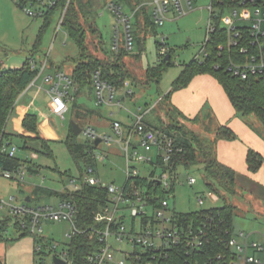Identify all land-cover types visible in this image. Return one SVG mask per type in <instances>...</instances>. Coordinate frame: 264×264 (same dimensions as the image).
Masks as SVG:
<instances>
[{
	"label": "rangeland",
	"instance_id": "rangeland-1",
	"mask_svg": "<svg viewBox=\"0 0 264 264\" xmlns=\"http://www.w3.org/2000/svg\"><path fill=\"white\" fill-rule=\"evenodd\" d=\"M118 1L91 0V14L86 15L84 18L82 17L83 15L80 17V22L85 31L87 51L94 57L106 59L99 32L106 48L109 50L112 49L116 29L121 32L122 41L124 39L123 26L118 22L117 15L109 9L111 2ZM151 1L141 0L137 6L133 2L129 8L120 3V1L118 3L123 7L124 12L132 17V20L138 18L137 20L143 28L140 8L145 3L147 8L150 9L149 3ZM210 4L211 0H198L195 3V10L180 18H177L172 13L168 14L166 24L153 29L152 34L146 38L143 52L136 33V26L133 25L132 31L135 41L130 54L139 55L142 53V56H128L120 59L119 62L124 66L126 72L129 73L131 80L133 79L142 86L126 81L125 86L117 91L116 100L110 105H104L99 108H97L95 103V92L87 91V94L77 102L86 108L98 110L97 112L100 113V116L93 117L91 122L88 118H84L86 120L84 122L81 119H77L73 111L74 103L71 104L70 112L66 113L64 118L51 117V124L59 136L58 141L50 143L53 152L52 159L38 155L37 158H34L33 156L36 154L22 149L21 145H17V157L19 159H28L42 168L39 169V174L37 175L25 172L26 178L24 182L10 180L0 175V221H7V227L5 225L3 227L6 230L0 233L1 262L6 264H54V257L63 253L70 243L69 235L73 230L70 221H42L43 234L32 235L20 230L19 226H17V222L20 220L19 216L13 210L21 209L24 205L30 208L51 206L57 209L59 207L61 202L59 197L42 199L32 197V191L36 187H43L57 192L64 190L74 191L75 189L71 184V181L74 180L76 185L82 187L80 167L85 169V163L81 162L80 165H77L65 143L69 137L72 123L78 124L80 122L83 130H85L87 124L93 125L99 134L112 133L109 127V122L111 121L131 126L135 125V115L145 112L149 107L156 106L160 96L171 93L173 84L180 77L185 66L189 65L200 55L203 43L206 41ZM30 8L32 9V7ZM34 8L36 9V7ZM58 22L59 16L55 18L53 24L45 32L42 45L37 51L35 50V43L44 24L42 18L28 16L14 0H0V70L5 71L9 68L14 70L21 69L31 57H34L38 64L44 62L48 57L53 66L65 65L64 70L69 74L74 64L80 60L81 53L78 45L72 40L68 32L62 27L58 30ZM94 30L95 32H93ZM163 39L165 40L166 55L172 54L175 66L164 71L159 84L153 82L150 87L143 88L148 83L145 70L148 67L162 64L161 46ZM49 72L47 70L42 76H47ZM45 91L44 89L39 97V101L42 103L47 97ZM220 92H222L226 97L225 100L229 103V98L217 78L212 74H201L195 76L188 86L174 92L171 95V102L175 107H179L180 110H178L187 119H195L214 111L213 104L218 109L223 108V103L219 97ZM118 102H121L120 106ZM173 117H175V121L167 116L166 110L162 111L158 107L155 112L146 116V121L162 127L175 123L184 126L191 133L197 135L199 140H211L207 133L210 129L209 125L202 126L200 123L195 125L188 121H182L176 115H173ZM235 121L245 125V121L242 118H236ZM205 127L208 129H205ZM262 131L264 132V128H262ZM77 140L79 143H85L88 138L84 133H81ZM261 142L264 144V140H261ZM100 150L95 154H103L102 152H104L105 155H108V159L99 162L97 172L91 176L103 184H125L127 163L121 155L122 150L116 145H107L105 143L100 146ZM139 152L141 155H145L143 149H140ZM65 172L69 176L63 177ZM150 172L151 169L147 167L143 169L141 174L148 175ZM251 173L254 175L257 172ZM177 177L174 191L168 200L171 207L178 213H191L224 205L222 200L214 203L206 199L210 189L205 183V174L202 166H192L190 169L180 167L177 171ZM189 177L196 179L194 186L189 185ZM240 184L243 185V182L240 181ZM238 190L237 184L235 191L239 194ZM248 193L250 192L248 191ZM28 198L31 199L30 202H27ZM198 198H204L205 204L203 206L199 205ZM227 198L232 203L244 206L239 207L233 220L234 233L239 235L240 232H245L250 235L251 242H263L264 219L253 220V214L245 210L248 203L244 200V196L233 197L227 195ZM132 223V219L128 218L126 224L129 229ZM139 228L140 221L138 220L137 229ZM109 243L115 250L124 253H133L135 250L132 245L117 242L113 238H111ZM38 247H42V253L40 254L36 252ZM54 247L55 250H53ZM120 262L127 263L126 257L122 253L116 252L114 254V263Z\"/></svg>",
	"mask_w": 264,
	"mask_h": 264
},
{
	"label": "trees",
	"instance_id": "trees-1",
	"mask_svg": "<svg viewBox=\"0 0 264 264\" xmlns=\"http://www.w3.org/2000/svg\"><path fill=\"white\" fill-rule=\"evenodd\" d=\"M119 1L129 8L133 2L137 6L141 0ZM67 2L68 0H59L55 8L46 12L42 18L44 24L37 37L35 50H39L45 32L53 24L55 18L60 16ZM118 2L115 3L120 5ZM23 3H34V1L23 0ZM260 3L264 5V0H260ZM17 5L21 8L19 4ZM90 8L91 0H71L62 24V28L68 32L72 40L78 45L81 53L80 60L76 62L73 67L71 80L76 90L71 102L74 103L73 111L77 119H81L83 122L86 121L84 118H92L100 115V113L97 112L98 110L86 108L84 105H79L77 102L81 97L87 94V91L91 93L95 91L93 74L96 71H101L102 80L114 87L116 91L122 89L126 81L142 86L133 79L131 80L129 73L126 72L124 66L119 62L120 59L128 56H142V53L139 55H131L123 44L118 52H114L112 49L109 50L103 42L99 29L100 41L103 44V51L106 54V59L94 57L92 54L88 53L85 44V31L80 22V17L81 15H83V18L86 17V15H90ZM140 18H142L143 28L140 22H138V18L134 19L133 25L136 26V33L140 40L141 51L143 52V45L146 38L152 34L153 29L156 27L151 20L149 8L144 5L140 8ZM93 32H95V30ZM227 40V34L221 29L212 35L207 45L208 57L203 61H198L195 58L189 65H186L180 77L173 84L172 92L160 96L161 100L152 109V112H155L158 107H160V110H166L167 116L171 120L175 121L173 115H176V117L182 121H188L195 125L199 124L200 117L187 119L171 104V95L188 86L195 76L212 74L223 87L236 114L244 119L254 118L258 120L264 128V77H250L247 80H242L239 77L233 76L227 70L228 64L233 60L237 62L244 61L245 58L238 56L234 50L225 49L223 52L219 51L218 47L221 44H226ZM166 56L167 55L162 56L161 65L148 67L145 70L148 83L145 84L143 88L150 87V84L153 82L159 84L164 71L175 66L172 60V54L171 60L168 62L165 61ZM33 61H35L34 57L29 58L21 69L8 71L0 70V175L2 176L5 172H18L21 170H27L29 173L35 175L38 174L39 169L42 168L28 159L22 160L17 156L11 158L2 153V147L6 143L14 144L15 140H19L22 149L28 150L38 156L53 158L50 143L54 141L44 139L40 135L38 130V117L36 115L28 114L23 121L24 130L32 134L33 137L7 133L10 118L20 98L39 77L40 70L32 68ZM46 61L48 64L50 63L48 57ZM50 64V67H53V64ZM63 66H59L58 68L53 67V69L62 70ZM81 111L85 112L82 113ZM145 122L148 126L171 136L178 147H183L184 153L176 157L173 165H171L170 170L172 174L177 175V171L180 167L190 169L192 166H202L206 185L209 187L210 191L216 193L224 202V205L221 207L201 209L191 213H178L179 223L183 226L194 225L195 228H204L206 243L199 254H193L191 257L187 256V252L184 248L175 249L168 255L167 259L162 261V264H232L233 261H235V257L232 252L227 249L226 243L235 235L233 220L237 215L238 207L230 202L227 195L233 197L238 195V192L235 191L238 175L233 169L218 161L215 151L217 139L215 141L199 140L197 135L191 133V131L184 126L175 123H170L167 127H162L146 120ZM78 124L80 125V122H78ZM218 132V139L235 138L232 131L228 129L220 128ZM77 137L78 136L73 133L71 126L69 137L65 143L71 157L77 165H80L81 162L85 163V169L80 167L82 173V187L78 190H64L62 192L36 187L32 191V197L35 199L59 197L61 201H70L76 205V226L78 231L70 239L66 251L68 253V259L72 264H86L88 255L98 250L101 246L99 237L94 232L98 227L95 222V216L101 208L107 204L108 194L107 190L102 187H93L85 183L84 176L87 168H96L98 165L91 157V153L98 150L99 147L96 146L95 142L91 141L79 143ZM263 164L264 158L259 153L249 151L247 155V165L250 172H257ZM66 176H69V174L67 172L63 173V177ZM135 182L139 186L147 187L151 193L155 194V196L158 197L156 201H161L167 195V192L158 182L150 181L147 177L138 178ZM175 184L176 183L173 182L172 189L169 193H173ZM4 225L7 227V221H0V233L6 230L3 228ZM17 226H19L18 222ZM36 252L40 254L38 251ZM145 262L144 258L142 264ZM0 264L6 263L0 261Z\"/></svg>",
	"mask_w": 264,
	"mask_h": 264
},
{
	"label": "built area",
	"instance_id": "built-area-1",
	"mask_svg": "<svg viewBox=\"0 0 264 264\" xmlns=\"http://www.w3.org/2000/svg\"><path fill=\"white\" fill-rule=\"evenodd\" d=\"M14 1L32 18H43L47 11L55 8L59 3V0H33L34 3L28 4H24L23 0ZM197 1L152 0L149 3L151 20L156 28L162 27L167 22L168 14L172 13L177 18L184 17L195 10ZM70 2L71 0H68L65 9L59 16L58 30L62 27ZM144 6L147 7V4ZM109 9L117 15L118 22L123 26L124 35L122 41L121 32L116 29L112 51L118 52L123 44L131 52L135 41L132 17L115 2L110 3ZM209 11L206 41L196 59L203 61L208 57L209 40L221 29L227 34L228 40L226 44H221L218 47L219 51L234 50L238 56L245 58L240 62L230 61L227 70L242 80H247L250 77H264V5L260 3V0H211ZM164 41L163 39L161 46L162 56L167 53ZM32 68L40 70V77L48 68V63L45 61L39 65L33 61ZM46 82L52 85L50 90L52 113L64 118V113L68 110V102L73 100L69 91L70 88H73V82L63 73L47 77ZM63 83H65L64 86ZM93 85L98 107L110 105L116 100L117 91L102 80L101 71H96L93 74ZM118 105L120 106L121 102H118ZM149 113L150 111H145L135 115L136 123L133 126H124L120 122H113L112 134H99L93 126H87L83 130L88 141L96 142L98 139L102 141L98 146L99 149L91 153V157L97 164L108 159V155H105L104 152L95 154L97 151H101L100 146L104 143L118 146L127 163L126 182L123 185L103 184L92 177L91 175L97 172V167H89L86 170L85 183L93 187H102L107 190L108 194L107 204L95 216L98 227L94 232L99 237L101 246L88 255L86 264H142L144 258L146 261L144 264H162V261L167 259L175 249L184 248L187 256L191 257L193 254H199L205 246L204 228L180 224L178 212L171 207L168 200L171 196L169 192L173 182L176 183L178 178L177 175L172 174L170 168L174 159L184 153V149L178 147L171 136L146 124L145 119ZM140 149L145 151V155L140 154ZM17 152L18 147L14 144L6 143L2 147V153L11 158L16 157ZM33 157L37 158V155ZM147 167L151 169V172L148 175H142L141 172ZM25 172V170L5 172L3 176L10 180L24 182ZM143 177L158 182L167 192L165 198L156 201L158 197L151 193L147 187L137 185L136 179ZM188 183L190 186H194L196 179L189 177ZM71 184L75 190L80 189L75 180L71 181ZM206 199L212 202L221 200L212 191L207 193ZM198 203L203 206L204 198H198ZM13 212L19 216L20 229L25 233L43 234L41 224L46 220L70 221L73 226L72 233L69 235L70 239L78 231L76 205L70 201H61L57 209L51 206L30 208L24 205L21 209H14ZM128 218L133 221L130 229L126 224ZM138 220L140 221L139 229H137ZM111 238L117 242L132 245L135 249L134 252L124 253L115 250L109 243ZM226 246L235 257L232 264H264V244L251 242L249 237L243 233L235 234L227 241ZM37 251L42 253V247H38ZM116 252L125 255L127 263H114ZM259 255H263V259ZM56 257L67 264H72L68 259L66 249Z\"/></svg>",
	"mask_w": 264,
	"mask_h": 264
},
{
	"label": "crops",
	"instance_id": "crops-1",
	"mask_svg": "<svg viewBox=\"0 0 264 264\" xmlns=\"http://www.w3.org/2000/svg\"><path fill=\"white\" fill-rule=\"evenodd\" d=\"M145 4V3H144ZM134 21V20H133ZM35 60V59H34ZM36 61V60H35ZM46 60H44L45 62ZM44 62H40L41 65ZM50 63H52L50 61ZM48 64V70L50 71L47 76H40L34 84H32L27 91L22 95L20 98L8 124L7 133L9 134H22L25 136H31L32 134L27 133L23 128V121L28 114H33L38 117V130L40 135L47 140L50 141H58L59 136L57 131L52 126V118L55 117L52 113V99L50 95V90L52 88L51 83L46 82V78L49 76H56L58 74H65L68 78L72 77L73 68L71 72L68 74L65 72V65L63 66L62 70L53 69V67L58 68L59 66L50 67L51 64ZM74 67V66H73ZM14 70L12 68L6 69ZM130 83V82H128ZM65 83H63V86ZM222 87V86H221ZM223 88V87H222ZM46 90V98L43 100V103L39 101V97L41 92ZM76 88H70L69 91L71 93V97L73 99L74 92ZM224 91V89H223ZM95 92V91H94ZM225 92V91H224ZM96 94V93H95ZM226 94V93H225ZM227 95V94H226ZM219 97L223 103V108L218 109L215 104H213L214 111H211L207 115H201L200 117V124L205 126L206 124L210 126L208 130V137L211 139L209 141H215L216 139V156L218 161L233 169L237 173V184L239 188V194L237 196H244V200L248 203L245 210L247 212H251L252 218L254 221H259L264 219V164L262 167L255 173L254 175L248 170V166L246 164V158L249 151H255L259 153L264 158V144H262L261 140H264V132L262 131V124L254 119H244L245 125L241 123H237L236 118H241L236 114L234 107L232 106L230 100L229 103L225 100L226 97L220 92ZM228 97V96H227ZM171 101V100H170ZM96 103V102H95ZM72 102H68V110L64 113V117L66 113L70 112ZM172 104V102H171ZM231 104V105H230ZM173 105V104H172ZM97 106V105H96ZM155 106V105H154ZM153 106V107H154ZM149 107L145 111H150L149 114H152V108ZM177 107V106H176ZM97 108H99L97 106ZM179 109V107H177ZM197 109V108H196ZM180 110V109H179ZM84 113L85 111H81ZM184 113V111H182ZM191 113V112H190ZM148 114V115H149ZM100 116V115H98ZM59 117V116H56ZM97 117V116H94ZM61 118V117H60ZM91 122L92 118H88ZM192 119V118H191ZM146 120V119H145ZM116 121L109 122V127L112 131V124ZM123 124V123H122ZM124 126H131L123 124ZM87 126H93L87 124ZM94 127V126H93ZM220 128L228 129L232 131L235 138L234 139H218V131ZM96 129V128H95ZM205 129H208L205 127ZM259 132V134H258ZM108 134V133H106ZM110 134V133H109ZM112 134V133H111ZM258 141H257V140ZM21 142L19 140L14 141V145H20ZM26 172H28L26 170ZM31 174V173H30ZM39 174V173H38ZM37 175V174H35ZM240 181L243 182V185L240 184ZM248 191L250 193H248ZM247 197V198H246ZM219 202V201H218ZM214 202V203H218ZM233 204H235L233 202ZM238 209L242 205L236 203L235 204ZM244 207V206H242ZM243 233L249 237L251 240L250 235H247L245 232ZM264 244L263 242H257ZM260 258L263 259V255H259Z\"/></svg>",
	"mask_w": 264,
	"mask_h": 264
},
{
	"label": "water",
	"instance_id": "water-1",
	"mask_svg": "<svg viewBox=\"0 0 264 264\" xmlns=\"http://www.w3.org/2000/svg\"><path fill=\"white\" fill-rule=\"evenodd\" d=\"M170 60H171V55L168 54V55L166 56V58H165V61L168 62V61H170ZM72 130H73V133H74L76 136H79L81 133H83V129L80 127L79 124H77V123H75V122L72 123ZM101 142H102V141H101L100 139L96 140V142H95L96 146H99V145L101 144ZM30 201H31V199L28 198V199H27V202H30ZM53 261H54V264H67V262L61 260V259L58 258V257H54Z\"/></svg>",
	"mask_w": 264,
	"mask_h": 264
}]
</instances>
